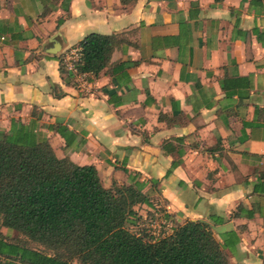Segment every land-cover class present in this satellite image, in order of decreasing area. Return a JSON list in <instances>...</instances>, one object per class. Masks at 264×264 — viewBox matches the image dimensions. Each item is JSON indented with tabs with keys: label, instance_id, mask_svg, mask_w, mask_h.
<instances>
[{
	"label": "crops",
	"instance_id": "1",
	"mask_svg": "<svg viewBox=\"0 0 264 264\" xmlns=\"http://www.w3.org/2000/svg\"><path fill=\"white\" fill-rule=\"evenodd\" d=\"M89 33L119 41L76 81L60 61ZM12 121L264 264L262 0H0V134Z\"/></svg>",
	"mask_w": 264,
	"mask_h": 264
},
{
	"label": "trees",
	"instance_id": "2",
	"mask_svg": "<svg viewBox=\"0 0 264 264\" xmlns=\"http://www.w3.org/2000/svg\"><path fill=\"white\" fill-rule=\"evenodd\" d=\"M118 41L87 34L77 45V72L97 76ZM59 70L74 76L62 60ZM129 178L105 187L93 165L58 158L46 137L12 121L10 132L0 134V264H230L226 244L207 222L179 224L161 209L157 234L140 228L136 206L154 209V198L147 182ZM2 227L43 249L7 239Z\"/></svg>",
	"mask_w": 264,
	"mask_h": 264
},
{
	"label": "rangeland",
	"instance_id": "3",
	"mask_svg": "<svg viewBox=\"0 0 264 264\" xmlns=\"http://www.w3.org/2000/svg\"><path fill=\"white\" fill-rule=\"evenodd\" d=\"M156 208L151 209L148 208L146 205H139L136 206V209L139 214L143 216V220H141V223L139 225L140 228H144L150 233L157 234L161 229L162 219H161V201L159 199H156ZM4 234L7 239L11 241H17V240H26L27 244L37 248V249H43L40 245L33 243L31 241H28L22 234H20L18 231L13 229H4ZM72 264H78L76 261H73Z\"/></svg>",
	"mask_w": 264,
	"mask_h": 264
},
{
	"label": "built area",
	"instance_id": "4",
	"mask_svg": "<svg viewBox=\"0 0 264 264\" xmlns=\"http://www.w3.org/2000/svg\"><path fill=\"white\" fill-rule=\"evenodd\" d=\"M264 2V0H262ZM81 56L80 49L78 47L72 48L69 54L66 56L64 63L66 69L74 73L76 81H82L83 73H78L76 70V63Z\"/></svg>",
	"mask_w": 264,
	"mask_h": 264
},
{
	"label": "water",
	"instance_id": "5",
	"mask_svg": "<svg viewBox=\"0 0 264 264\" xmlns=\"http://www.w3.org/2000/svg\"><path fill=\"white\" fill-rule=\"evenodd\" d=\"M223 227H225V226H221V227H213V229H214L215 231H218V230L222 229Z\"/></svg>",
	"mask_w": 264,
	"mask_h": 264
}]
</instances>
